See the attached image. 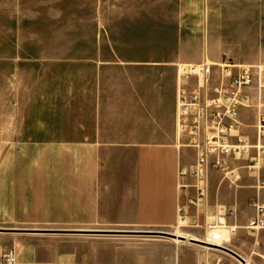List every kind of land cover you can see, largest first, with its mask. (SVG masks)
<instances>
[{
	"label": "rangeland",
	"instance_id": "1",
	"mask_svg": "<svg viewBox=\"0 0 264 264\" xmlns=\"http://www.w3.org/2000/svg\"><path fill=\"white\" fill-rule=\"evenodd\" d=\"M222 52L238 62L264 64V0H0V123L6 131L15 127L25 148L28 218L54 217L59 199L71 208V189L59 194L44 177L97 174L113 163L119 169L127 157L124 146L142 137L136 133L139 117L147 124L170 121L175 63L194 61L188 57L197 53L216 59ZM130 78L147 96L140 109L129 101ZM75 111L82 122L90 117L94 133L83 126L74 131ZM250 192L240 189L241 196ZM48 199L54 205L43 204ZM62 218L71 221V214ZM201 224L119 229L181 230L203 238ZM105 237L193 243L155 233Z\"/></svg>",
	"mask_w": 264,
	"mask_h": 264
},
{
	"label": "crops",
	"instance_id": "2",
	"mask_svg": "<svg viewBox=\"0 0 264 264\" xmlns=\"http://www.w3.org/2000/svg\"><path fill=\"white\" fill-rule=\"evenodd\" d=\"M221 54L214 60H219ZM199 58L200 53H197L192 58L188 57V60L201 61L204 57ZM77 80L74 78L75 89L79 85ZM126 86L131 88L128 90L129 101L137 109L144 107L147 96L140 82L130 78ZM176 86L177 70L172 118L165 124L158 121L147 124L144 117H139L136 133L142 137L151 134L153 138L145 140L139 136L125 145L127 157L122 160L119 169L113 163L105 172L97 174L73 173L71 176L44 177V182L56 183L59 194L65 188H70L72 192L71 208L63 199H59L51 212L55 216L49 220L28 218L30 180L28 174L22 173L25 148L17 138L15 127L6 131L0 123V256L14 248L17 264H211L216 258H221V264H242L238 258L225 251L194 242L191 245L158 240L136 243L128 239L105 237L113 234L75 231L95 229V225L102 226L99 229L175 227L178 206L181 204L185 205L191 226L202 223L203 237L207 232L208 213L213 214L222 209L227 213L228 222L239 225L229 247L250 264H264V229L253 233L246 227L249 218L255 213L253 200L259 195L264 201V188L260 191L256 189L254 176L241 167L242 179L240 185L236 186L223 178L221 169L212 165L209 169L207 212L200 213L188 202V196L195 193V188L189 186L181 189L178 186L179 165H189L193 161L194 149L179 146ZM8 100L9 107L16 115V105L11 103L10 98ZM242 120L243 131L253 136L254 110L243 108ZM72 122L74 131H79L82 126L89 133L96 129L90 117L88 121L82 122L79 111L74 112ZM108 162L113 160L109 157ZM244 163V160L229 159L230 166ZM183 180L191 182L190 177ZM240 189H250L252 192L241 196ZM43 204L54 205V202L48 199ZM230 210H234V213H228ZM64 214H71V221H65L62 218ZM38 223H48L52 227H28ZM19 228L54 231L16 230Z\"/></svg>",
	"mask_w": 264,
	"mask_h": 264
},
{
	"label": "built area",
	"instance_id": "3",
	"mask_svg": "<svg viewBox=\"0 0 264 264\" xmlns=\"http://www.w3.org/2000/svg\"><path fill=\"white\" fill-rule=\"evenodd\" d=\"M176 132L179 146L194 149L189 165L180 164L178 186L195 188L188 196L197 213L207 212L209 169L213 165L223 178L236 186L242 179L241 167L256 178L258 191L264 188V64L238 62L228 52L219 60L204 57L201 61L176 63ZM255 112L254 135L243 131L242 109ZM229 159L244 160L243 165L230 166ZM190 177L191 182L183 179ZM255 213L246 225L253 233L264 229V201L259 195L253 200ZM234 213V210L228 211ZM207 232L201 238L208 243L227 246L239 225L227 220L219 209L207 215ZM191 226L185 205L178 206L177 228ZM210 247V246H207ZM214 248V247H212ZM219 249V248H216ZM221 250V249H220ZM223 251V250H222ZM15 249L0 256V264H17ZM180 264V263H174ZM211 264H221L216 258Z\"/></svg>",
	"mask_w": 264,
	"mask_h": 264
},
{
	"label": "water",
	"instance_id": "4",
	"mask_svg": "<svg viewBox=\"0 0 264 264\" xmlns=\"http://www.w3.org/2000/svg\"><path fill=\"white\" fill-rule=\"evenodd\" d=\"M16 230L54 231L52 229H29V228L28 229L19 228V229H16ZM61 231H74V230H61ZM75 231L87 232V233H95V234H113V235H117V234H135V233H155L157 235L167 236V237H171V238L178 237V235H176L175 232L165 231V230L147 231V230H135V229H88V230H75ZM179 238L181 240H187V237L184 236V235L179 236ZM189 241L190 242H194V243H199V244L205 245V246L219 248V249H221V250H223V251L235 256L236 258H238L242 262V264H250L249 261L245 257L240 255L239 253H237L235 250H233L230 247L214 245V244L206 242L205 240H203L201 238L190 237Z\"/></svg>",
	"mask_w": 264,
	"mask_h": 264
},
{
	"label": "bare ground",
	"instance_id": "5",
	"mask_svg": "<svg viewBox=\"0 0 264 264\" xmlns=\"http://www.w3.org/2000/svg\"><path fill=\"white\" fill-rule=\"evenodd\" d=\"M175 233H176V235H178V237L174 238L175 241H177V242L181 241V239L179 238V236H181V235H184V236L187 237V239H190V238H188L189 234L187 232H184V231H181V230H176ZM190 235H191L190 237L198 238L197 236H195L193 234H190Z\"/></svg>",
	"mask_w": 264,
	"mask_h": 264
}]
</instances>
